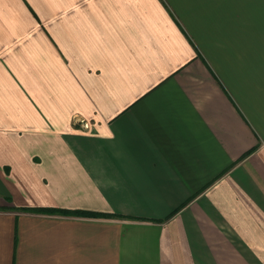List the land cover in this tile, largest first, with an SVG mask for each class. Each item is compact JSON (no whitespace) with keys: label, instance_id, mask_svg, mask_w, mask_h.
I'll list each match as a JSON object with an SVG mask.
<instances>
[{"label":"crops","instance_id":"crops-1","mask_svg":"<svg viewBox=\"0 0 264 264\" xmlns=\"http://www.w3.org/2000/svg\"><path fill=\"white\" fill-rule=\"evenodd\" d=\"M0 264H264V0H0Z\"/></svg>","mask_w":264,"mask_h":264},{"label":"trees","instance_id":"trees-1","mask_svg":"<svg viewBox=\"0 0 264 264\" xmlns=\"http://www.w3.org/2000/svg\"><path fill=\"white\" fill-rule=\"evenodd\" d=\"M79 214H88L87 212H78Z\"/></svg>","mask_w":264,"mask_h":264},{"label":"built area","instance_id":"built-area-1","mask_svg":"<svg viewBox=\"0 0 264 264\" xmlns=\"http://www.w3.org/2000/svg\"><path fill=\"white\" fill-rule=\"evenodd\" d=\"M82 124H84V123H82Z\"/></svg>","mask_w":264,"mask_h":264}]
</instances>
